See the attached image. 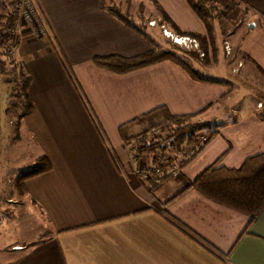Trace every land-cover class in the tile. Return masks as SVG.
I'll list each match as a JSON object with an SVG mask.
<instances>
[{"label": "crops", "instance_id": "1", "mask_svg": "<svg viewBox=\"0 0 264 264\" xmlns=\"http://www.w3.org/2000/svg\"><path fill=\"white\" fill-rule=\"evenodd\" d=\"M154 1L180 31L206 34L184 0ZM235 1L264 22V0ZM36 4L49 35L32 38L18 25L12 58L31 79L33 109L19 131L33 140L35 160L44 155L52 165L50 172L26 181L23 197L46 227L34 248L22 245L0 264H264V212L248 227L247 216L194 190L164 211L159 206L163 197H157L173 181L176 191L186 187L223 154L220 165L237 168L264 152V118H243L216 129L204 149L152 196L158 182L135 173L138 157L122 141L119 128L160 108L173 117L208 121L230 90L216 82H196L168 61L127 75L98 69L95 58L134 59L152 47L122 16L104 11L101 0ZM261 50L248 38L241 41V51L264 71Z\"/></svg>", "mask_w": 264, "mask_h": 264}, {"label": "trees", "instance_id": "2", "mask_svg": "<svg viewBox=\"0 0 264 264\" xmlns=\"http://www.w3.org/2000/svg\"><path fill=\"white\" fill-rule=\"evenodd\" d=\"M195 16L202 22L205 27L206 34L199 35L194 33H184L176 26L171 18L166 14L160 5L153 0V5L160 15L159 29L161 27L168 28L174 35L179 37H189L194 39L199 46L203 57L196 51H186L175 44L164 42L159 44L154 37L142 31L140 28L132 24L129 19L123 16V22L136 34L140 35L146 40L152 49L134 59H121L117 57L95 58L92 63L98 69L110 72L115 75H127L136 71L154 66L161 62H171L182 70H184L190 78L200 83H214L207 77L212 74L209 70L211 60L209 54L213 56L217 54V40L215 36V28L213 20L215 18V7L212 0H184ZM231 7H233L234 0H225ZM102 9L108 13L116 14L112 7L107 6L106 0H101ZM126 6L130 7L131 0H125ZM223 14L230 12V8H225ZM142 6L140 7V11ZM18 26V17L11 11L8 0H0V34L5 30H15ZM19 44L18 36L15 35L10 39L1 38L0 40V74L6 78L8 83L13 85L15 96L23 99L25 102V109L19 116L20 122L29 114L32 109V103L28 98V90L31 85V79L25 72L23 67L15 62L12 58L13 51ZM166 45V46H165ZM4 57L5 59H3ZM256 69L258 74L264 78V71L248 56H245ZM19 126V124H18ZM137 127H141V133H135ZM162 128L166 132H172L171 140L192 138L197 132H205L210 138V141L217 135V130L211 127L210 121H199L195 116L173 117L170 116L164 108L154 110L153 112L142 116L133 122L125 124L119 128V134L125 145H129L131 140L142 133H147L153 128ZM16 138L19 135L18 128L14 131ZM209 141V142H210ZM157 147H152L148 150L133 152L138 154L137 160L142 154H150L156 152ZM223 154L218 160L206 167L194 179L189 180L187 186L177 190L171 196L163 197L159 202L160 208L164 211L167 207L172 205L188 191L194 190L202 197L229 208L239 214L245 215L249 218L248 227L253 221L264 212V152L254 155L246 159L237 168H227L220 165ZM52 170V165L49 159L41 155L33 163L30 170L18 176L14 182L13 187L19 197L26 196L25 183L26 181L46 174ZM167 176L162 178L154 187L153 193L160 192L163 185L170 180ZM169 221V220H168ZM182 234L198 243L207 252L212 254L218 260L224 262L222 256L216 253L207 244L197 239L193 234L184 229L180 224L174 221H169Z\"/></svg>", "mask_w": 264, "mask_h": 264}, {"label": "rangeland", "instance_id": "3", "mask_svg": "<svg viewBox=\"0 0 264 264\" xmlns=\"http://www.w3.org/2000/svg\"><path fill=\"white\" fill-rule=\"evenodd\" d=\"M106 3L107 6H112L118 15L127 17L135 26L144 27L142 31L154 37L159 44L162 45L164 42L174 44L159 29L160 15L152 0H131L130 7L126 6L125 0H106ZM212 4L216 10L213 12L215 16L213 25L217 54L216 56L209 54L211 60L209 70L212 76H208L207 79L226 86L230 91L219 109L207 118L213 129L221 131L222 127L243 118L253 116L264 118V78L246 60L247 55L241 51V41L246 38L257 43L259 48H264V22L256 19L252 12L236 1L233 7L225 0H212ZM226 7L230 8V12L223 14ZM251 26L253 29H250ZM166 30L172 33L168 28ZM261 53H264V50H261ZM24 107L25 102L15 96L13 85L0 74L1 261H5L6 258L11 260L13 251H20L18 248L27 243L30 244L29 249L34 248V241L42 238L46 227L33 205L19 197L13 187L14 180L30 170L37 156L33 140L28 138L25 132L19 131L21 124L19 116ZM16 128L20 132L17 138L14 133ZM174 182L166 185L157 197L160 199L172 195L178 189Z\"/></svg>", "mask_w": 264, "mask_h": 264}, {"label": "built area", "instance_id": "4", "mask_svg": "<svg viewBox=\"0 0 264 264\" xmlns=\"http://www.w3.org/2000/svg\"><path fill=\"white\" fill-rule=\"evenodd\" d=\"M11 11L18 17V25H21L32 38H47L48 29L42 14L36 4V0H8ZM163 34L178 47L196 51L200 57L203 54L199 50L198 43L189 37H179L161 27ZM17 35V29L5 30L0 34L1 38L10 39ZM13 51L9 52L12 54ZM172 132H166L162 128H153L147 133L135 136L128 149L132 152L148 150L157 147L156 152L142 154L137 160L135 173L143 180H155L159 182L164 177H176L182 169L192 161L209 143L210 138L205 132H197L195 136L182 140H171ZM136 156H139L136 154Z\"/></svg>", "mask_w": 264, "mask_h": 264}, {"label": "water", "instance_id": "5", "mask_svg": "<svg viewBox=\"0 0 264 264\" xmlns=\"http://www.w3.org/2000/svg\"><path fill=\"white\" fill-rule=\"evenodd\" d=\"M250 29H253V27L251 26Z\"/></svg>", "mask_w": 264, "mask_h": 264}]
</instances>
